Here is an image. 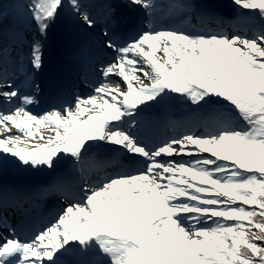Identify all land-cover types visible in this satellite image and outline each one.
<instances>
[{"label": "snow or ice", "instance_id": "snow-or-ice-1", "mask_svg": "<svg viewBox=\"0 0 264 264\" xmlns=\"http://www.w3.org/2000/svg\"><path fill=\"white\" fill-rule=\"evenodd\" d=\"M231 2L225 22L194 0H126L131 33L114 3L103 15L94 0L18 6L35 35L18 29L10 44L0 27V156L50 170L67 160L79 176L43 190L64 204L31 236L0 217V264H264V0ZM61 16L90 46L91 92L33 114L42 38ZM182 16L216 29L177 25ZM166 99L187 106L171 134L170 111L145 116ZM92 149L119 153L130 170L93 178Z\"/></svg>", "mask_w": 264, "mask_h": 264}, {"label": "rangeland", "instance_id": "rangeland-1", "mask_svg": "<svg viewBox=\"0 0 264 264\" xmlns=\"http://www.w3.org/2000/svg\"><path fill=\"white\" fill-rule=\"evenodd\" d=\"M195 2L211 5L215 12H218L223 15L236 14V8L232 5L231 0H201V1L196 0ZM5 3L8 5L7 6L8 8L11 7L10 3L12 2L10 0H5ZM18 5L22 6L26 4L23 3V0H18ZM16 10H18V6L16 7ZM6 12H7V20L3 21L2 24H0V27H2V30L6 33L7 38L14 37L16 34V30L21 29L24 31L26 39L31 40L32 36L35 35L33 29L20 28L19 24H16L10 20L12 16L10 15V11L7 8H6ZM12 42L13 41H11L10 44H12ZM171 100L177 101L176 99H166V101H171ZM183 107H185L184 104L181 107V110H183ZM33 127L34 129L36 128V126ZM39 130L40 132L46 134V130L44 128H40ZM13 131L16 132L15 129H13ZM35 143L36 142L33 141L32 146H34ZM65 164L68 165L67 160H61L57 162L54 170H50L45 167H39V168L22 167L19 166L17 163H15V161L12 158L10 157L5 158L4 156H0V201L1 199H3V197L9 195L10 198H13V201L16 204L19 203L24 207L34 209L32 213L30 210L26 211L24 209L22 210L18 209V211H20V215H18L19 219H22L21 218L22 215L23 216L26 215L27 217H29L32 216L34 213H37V211L41 212L40 209H37L36 206L32 204L33 200H31V196H32L31 191L41 190L42 189L41 185H45V183L49 182L50 179L57 180L59 179V177H63L64 176L63 174L67 173L64 171L67 168L63 166ZM97 176L102 177V174L96 175V177ZM15 180L16 182L18 181L17 184ZM44 196H45L44 198H46L47 194H44ZM35 199H37V196H35ZM0 217H3V212H0ZM13 217L14 216L12 214L11 218L13 219ZM48 219L51 220L50 217ZM16 225L17 227H20L19 226L20 224L18 225L17 223Z\"/></svg>", "mask_w": 264, "mask_h": 264}, {"label": "bare ground", "instance_id": "bare-ground-1", "mask_svg": "<svg viewBox=\"0 0 264 264\" xmlns=\"http://www.w3.org/2000/svg\"><path fill=\"white\" fill-rule=\"evenodd\" d=\"M10 1L12 2V3H10L11 7L10 8L7 7V9L10 11V15L12 16L10 20L13 21L16 24H19L20 28H25V29L30 28V27H28L27 19L25 18V16H22L20 14V12L18 10H16V7L19 6L18 5V0H16V1L10 0ZM23 3L27 4L28 0H23ZM177 19L180 22H184V20H182L180 17L177 18ZM67 21L68 20H67V18L65 16H61L58 19V22L60 24H64V25L67 24ZM54 28L55 27L51 26L49 31H48L47 36L45 37V39H46V41L48 43L47 49H46L45 53L43 54L44 67L47 66V72H46V75H44L45 78H46V76H49V77L54 76L57 73V71H58V67L62 63V59H61L62 55H60V53L57 51V48L53 45L55 42L60 40L59 34L55 31ZM70 42H73L75 44L76 43V39L75 38H71ZM75 52H76V54L79 53L78 50H76ZM44 76H43V79H40L41 87H43V85H44ZM88 94H90V92L87 93V95ZM174 105L176 106L175 112L181 111V107L183 106V104L179 100L175 101ZM30 111L32 113L35 112L31 108H30ZM182 111H183V113H185L187 111V107L186 106L183 107ZM13 132L15 133V131H13ZM17 134H19V133H17ZM90 152H91L92 155L95 154L94 149H92ZM111 154H113V155H111ZM117 155H118V153H115V152L106 153L104 155V161L107 162V163L116 162L115 161V157H117ZM98 160L99 159L97 158V156H94L93 161L87 163L88 168H89V172L96 173V171H98V169L96 168V165H95L96 163H98ZM68 163H71V162L68 161ZM107 170L108 171H115V167H108ZM118 172H120V171L118 170ZM77 174L79 175V173H77Z\"/></svg>", "mask_w": 264, "mask_h": 264}]
</instances>
